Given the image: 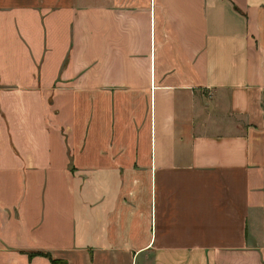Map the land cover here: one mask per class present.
Returning a JSON list of instances; mask_svg holds the SVG:
<instances>
[{"label": "crops", "instance_id": "0c3cea01", "mask_svg": "<svg viewBox=\"0 0 264 264\" xmlns=\"http://www.w3.org/2000/svg\"><path fill=\"white\" fill-rule=\"evenodd\" d=\"M264 264V0H0V264Z\"/></svg>", "mask_w": 264, "mask_h": 264}, {"label": "trees", "instance_id": "16d2710c", "mask_svg": "<svg viewBox=\"0 0 264 264\" xmlns=\"http://www.w3.org/2000/svg\"><path fill=\"white\" fill-rule=\"evenodd\" d=\"M51 264H64V263L61 262V261L52 260V261H51Z\"/></svg>", "mask_w": 264, "mask_h": 264}]
</instances>
